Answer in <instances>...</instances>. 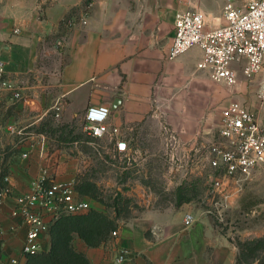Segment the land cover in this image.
Segmentation results:
<instances>
[{"label": "crops", "instance_id": "0c3cea01", "mask_svg": "<svg viewBox=\"0 0 264 264\" xmlns=\"http://www.w3.org/2000/svg\"><path fill=\"white\" fill-rule=\"evenodd\" d=\"M177 6V0H93L91 8L86 0H0V186L13 190L0 205V264L28 259L22 255L28 229L20 215H13L15 196L29 193L39 177L73 181L83 173L90 151L97 155L90 137L80 138L86 124H72L86 120L89 107L111 109L110 120L123 128L138 161L149 156L141 153L144 130L165 137L164 128L172 129L184 153L188 146L186 166L196 163L198 174L209 167L198 138L221 124L222 107L246 103L264 125L258 95L233 89L222 106L220 84L197 67L199 47L167 58ZM76 14L86 22L69 30L61 47L63 19ZM82 197L103 210L99 201ZM188 209L185 201L149 207L121 221L105 243L89 246L77 236L74 246L91 264H114L120 249L129 250L122 264H237L238 248L208 218L185 224ZM154 225L160 227L157 233L151 231ZM40 242L41 250H48L49 233Z\"/></svg>", "mask_w": 264, "mask_h": 264}, {"label": "built area", "instance_id": "2783aa9c", "mask_svg": "<svg viewBox=\"0 0 264 264\" xmlns=\"http://www.w3.org/2000/svg\"><path fill=\"white\" fill-rule=\"evenodd\" d=\"M86 1L91 8L93 0ZM177 2L175 34L167 58L175 60L197 46L202 50V58L197 63L199 69L206 71L215 82L232 88L239 85L241 72L246 79L258 83L257 95L264 103V0H227L222 15L213 25L209 24L203 10L192 5V0ZM85 22L83 16L65 17V31L57 44L64 47L67 32ZM3 71L4 62L0 59V75ZM110 114L107 106L89 107L85 120L90 136L88 143L106 166L122 172L130 170L139 162L135 148L123 128L110 120ZM164 129L166 146L171 149L168 161L184 169V145L175 131ZM203 159L214 172L210 183L212 191L219 196L222 205L231 206L243 192L245 182L264 169V125L249 105L231 101L223 108L220 137L207 147ZM4 180L8 183L10 176L6 175ZM12 194L7 184L0 186V205ZM90 207V201L76 190L75 180L59 182L37 178L29 193L15 196L13 215H20L28 229L22 255L28 258L40 252L42 235L48 234L50 225L62 215L83 212ZM195 221L192 212L185 213L187 226ZM159 230L156 225L151 229L153 233ZM128 257L129 250L120 249L114 256V264H122ZM11 263L20 264L16 258L11 259Z\"/></svg>", "mask_w": 264, "mask_h": 264}, {"label": "rangeland", "instance_id": "374dc122", "mask_svg": "<svg viewBox=\"0 0 264 264\" xmlns=\"http://www.w3.org/2000/svg\"><path fill=\"white\" fill-rule=\"evenodd\" d=\"M226 2L227 0H192V5L203 10L209 24L213 25L218 22L217 17L222 15ZM75 16L79 17L77 14ZM239 78L240 83L234 88L219 83L223 95L222 106L227 104L225 101L229 100L233 89L237 93L245 92L256 98L258 83L246 79L241 72ZM258 104L261 105L259 102ZM72 124L80 128L86 121L79 118L73 120ZM89 137L87 132L80 135L83 140ZM219 137V124L203 132L198 138V143L204 145L200 152L206 154L207 147ZM164 138L166 133L164 137L163 133L156 130H144L141 153L149 156L137 162L134 168L123 172L102 164L99 156L90 151L89 161L85 163L82 174L87 175L99 190V200H95L103 205V210L94 209L107 213L120 223L149 207H176L185 201L189 204V209L185 212H192L196 218H208L216 231L236 245L237 264H264V169L258 170L245 182L243 192L231 206H224L210 185L213 170L205 167L202 174H198L196 163L192 165L190 161L187 167L186 160L185 172L182 168L171 165L167 159L168 152L164 151ZM186 146L185 143V154L188 152ZM115 203L117 209H122L119 214L114 209ZM90 209H93L92 205L88 210L75 215L87 213ZM258 241V246L250 247L249 251L240 248L245 242L253 245Z\"/></svg>", "mask_w": 264, "mask_h": 264}, {"label": "trees", "instance_id": "16d2710c", "mask_svg": "<svg viewBox=\"0 0 264 264\" xmlns=\"http://www.w3.org/2000/svg\"><path fill=\"white\" fill-rule=\"evenodd\" d=\"M52 130L57 131L58 129ZM75 188L81 196L87 195L99 200V190L96 184L87 178V175H77ZM114 209L118 214L122 211V209H117L116 203ZM118 226L116 219L94 208L84 214L62 215L50 225L49 250L29 256L26 264H91L84 253L74 248L72 243L74 238L78 236L89 246H99L108 241ZM259 243L260 241L252 245V243L245 242L240 248L243 251L246 249L249 251L250 247H257Z\"/></svg>", "mask_w": 264, "mask_h": 264}, {"label": "water", "instance_id": "95a60500", "mask_svg": "<svg viewBox=\"0 0 264 264\" xmlns=\"http://www.w3.org/2000/svg\"><path fill=\"white\" fill-rule=\"evenodd\" d=\"M117 102H119V99H115L114 107L117 105Z\"/></svg>", "mask_w": 264, "mask_h": 264}]
</instances>
